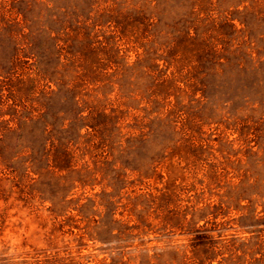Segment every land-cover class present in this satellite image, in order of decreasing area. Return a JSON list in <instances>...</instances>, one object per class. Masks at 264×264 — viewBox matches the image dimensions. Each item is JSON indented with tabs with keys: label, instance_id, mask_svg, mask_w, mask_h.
I'll list each match as a JSON object with an SVG mask.
<instances>
[{
	"label": "rangeland",
	"instance_id": "obj_1",
	"mask_svg": "<svg viewBox=\"0 0 264 264\" xmlns=\"http://www.w3.org/2000/svg\"><path fill=\"white\" fill-rule=\"evenodd\" d=\"M0 264H264V0H0Z\"/></svg>",
	"mask_w": 264,
	"mask_h": 264
}]
</instances>
